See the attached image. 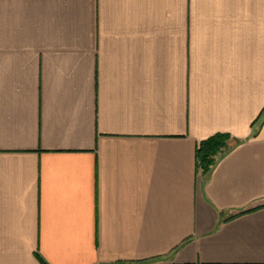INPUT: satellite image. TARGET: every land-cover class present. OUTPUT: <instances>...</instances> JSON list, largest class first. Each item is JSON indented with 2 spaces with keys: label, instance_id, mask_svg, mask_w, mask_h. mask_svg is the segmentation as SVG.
Returning a JSON list of instances; mask_svg holds the SVG:
<instances>
[{
  "label": "crops",
  "instance_id": "1",
  "mask_svg": "<svg viewBox=\"0 0 264 264\" xmlns=\"http://www.w3.org/2000/svg\"><path fill=\"white\" fill-rule=\"evenodd\" d=\"M44 263L264 264V0H0V264Z\"/></svg>",
  "mask_w": 264,
  "mask_h": 264
},
{
  "label": "trees",
  "instance_id": "2",
  "mask_svg": "<svg viewBox=\"0 0 264 264\" xmlns=\"http://www.w3.org/2000/svg\"><path fill=\"white\" fill-rule=\"evenodd\" d=\"M229 134H216L209 139L203 141L198 150V158L200 166L204 173H208L217 163V160L231 148ZM46 264V263H44Z\"/></svg>",
  "mask_w": 264,
  "mask_h": 264
}]
</instances>
